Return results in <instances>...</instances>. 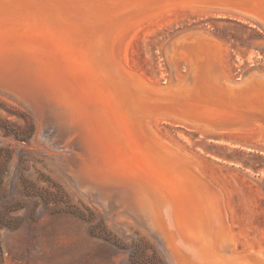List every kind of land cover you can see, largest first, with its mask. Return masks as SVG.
I'll return each instance as SVG.
<instances>
[{
    "label": "bare ground",
    "instance_id": "1",
    "mask_svg": "<svg viewBox=\"0 0 264 264\" xmlns=\"http://www.w3.org/2000/svg\"><path fill=\"white\" fill-rule=\"evenodd\" d=\"M96 1L102 2L101 8L104 9L105 14H113L120 9H129L135 4L153 0ZM89 2V0L84 1L85 4ZM157 3L149 13L132 11L127 14L124 22L120 26H116L112 36L104 43L95 38L86 44L85 47L88 49L84 58L90 59L93 64L92 68L95 69L96 75L100 79L96 85L93 81H87V83L82 80L77 81L75 89L68 90L66 87L62 89L59 84L61 88L58 87L55 82L51 83L46 75L50 76V73L44 71L45 67H53L50 63L51 60H45L47 58L45 52L54 54L53 50L58 45L56 42L59 38L32 34L23 32V30L19 32L21 21L18 18H10L14 16L5 15L0 11V91L21 102L34 116L37 112L34 110L35 105L28 104L29 98L33 97V100L41 101L53 110L55 109L56 117L65 128L66 143L64 146L66 148L69 146L70 149V151L67 150L70 154H65L71 155V157L68 156L69 165L76 163L78 166L77 170L71 168L67 170L79 183L92 184L98 189L100 187L101 191L105 193L116 192L118 203H122L121 207L125 208L124 211L126 210L129 217L136 218L137 215H140L145 220L147 224L142 225L152 232L169 264H174L175 254L196 264H242L241 262L264 264V247L254 240H250L246 244L239 242L237 234L232 230L230 209L227 206L225 194L212 181L210 174L206 173L207 166L204 168L198 160V167L193 163L191 165L182 164V154L192 160L195 157L160 135L156 131L157 129H154L153 119L158 116L167 117L186 123L199 131L204 130L193 126L180 114L158 111V106H160L158 104L162 100V96L154 95L151 98V95H147L148 93L139 94L136 91L137 85L142 81L147 82V80L137 72L125 67L120 60V46L132 29L176 9L229 15L246 21L264 32V0H159ZM86 7L90 13L96 11L93 6ZM96 14L103 16L98 12L90 16ZM197 31L202 32L204 37L187 38L177 45L176 38L178 36H176L170 38L164 46L163 56L168 76L173 77V85L177 86V91L182 86L188 85L183 83L190 73L192 79L194 74L205 81L208 80V75L211 78H217V80H232L221 67L223 61L219 41L207 32ZM255 42L253 43L255 44ZM256 45L261 46L262 42L259 41ZM60 55L72 62L78 61L70 50H62ZM11 66L19 67L20 70L19 68L18 70L24 72L20 73L28 77L26 81L22 80L23 84L26 83L24 86L28 87V90H25L23 94H17L12 89L10 82L18 80L14 79L18 75L13 76V70L11 75L14 80L9 82L10 79L7 78L6 69ZM251 69L246 71L250 74L264 76L262 72ZM258 84L242 100L237 98V94L231 96L233 105L237 107L236 110L264 113V87L260 82ZM19 85L16 84L15 87H19ZM78 86L81 87V90L78 89ZM37 88L45 89L54 99L47 102L43 98L44 101L37 98L40 96L33 92ZM39 92L42 93V91ZM177 94L176 92H165L162 95L168 98L172 95L174 99L175 96L180 97ZM184 96L186 95L184 94ZM149 99H153L155 103L146 105ZM222 100V97L219 96L217 99L208 98L199 102L193 101L198 102V105H195L196 108L210 109L214 112L218 111L220 114L226 113V109L229 107L235 109L233 105H228ZM149 110H157V112ZM146 111L149 113L145 119L140 113ZM233 118L240 120L242 117L234 115ZM36 119L40 121L38 116ZM123 165L128 168L131 166L137 172L138 182L142 185L140 189L145 197L143 204L153 209L155 223L165 231L164 237L174 242L170 241L174 248L172 253L168 251L164 239L154 233L150 217L143 213L142 209L137 208L132 196L120 184L122 181L119 180L115 171L124 172L126 168ZM160 178H162V182ZM204 181L215 185L213 190L206 187L211 192L210 195L202 194ZM122 208H119V211ZM196 216L204 218L200 226H194L191 223V220ZM140 220L136 221L143 223ZM245 245H247L246 248H244ZM239 246H241L240 250Z\"/></svg>",
    "mask_w": 264,
    "mask_h": 264
},
{
    "label": "rangeland",
    "instance_id": "2",
    "mask_svg": "<svg viewBox=\"0 0 264 264\" xmlns=\"http://www.w3.org/2000/svg\"><path fill=\"white\" fill-rule=\"evenodd\" d=\"M189 30L207 32L219 41L221 67L228 77L239 78L251 68L264 73L261 29L229 15L183 9L132 29L120 46V60L145 80L160 84L168 76L166 42ZM259 41L261 46L256 45ZM11 67L6 69L7 78L18 79L10 83L23 94L28 87L22 80L28 77L19 67ZM39 88L33 91L37 98L54 99ZM33 99L27 102L35 105L40 121L0 91V264H169L145 220L129 217L116 192L105 193L74 179L67 169L78 166H66L71 155H66L70 149L64 146L65 128L55 109ZM153 121L160 135L209 168L212 181L225 194L239 242L254 240L264 247V147L256 141V129L206 132L167 117Z\"/></svg>",
    "mask_w": 264,
    "mask_h": 264
},
{
    "label": "water",
    "instance_id": "3",
    "mask_svg": "<svg viewBox=\"0 0 264 264\" xmlns=\"http://www.w3.org/2000/svg\"><path fill=\"white\" fill-rule=\"evenodd\" d=\"M84 1L86 0H0V11L5 15L14 16L10 18H18V20L21 21V29L19 32L23 30V32L26 31L31 32L32 34L45 35L50 36L51 38L60 39V41L57 39L58 41L56 43L58 45H56L55 50H53L54 54L45 52L47 55L45 60H51L50 63L53 67H45L46 70L44 69V71L50 73V76L48 74L46 75L49 77L51 83H57V86H61L62 89L63 87H66L67 90L72 88L75 89L76 82H79L80 80L85 83H87V81H93L94 85H96L100 78L97 77L95 69L92 68L93 64L90 62V59L84 58V54L88 49V47H85L86 44H89V42L95 38L104 43L110 36H112L113 30L116 26H120V24L124 22L127 14H130L132 11L138 13L143 11V14L149 13L153 10L152 7L158 4L157 1L159 0L141 2L133 5L129 9H120L115 13L113 12V14H105L103 12L104 9L101 8V1L97 2L96 0H89L90 2L88 4H85ZM86 6L95 7V12H98L103 16L98 14L90 16L95 12H88ZM178 34L173 36H178L176 38L177 45L187 38L197 39L199 37H204V34L197 30L183 31ZM66 49L75 54L78 59L77 62H72L60 57L61 51ZM192 77L193 79L191 78V73L187 75L183 84L188 85L186 87L182 86L179 91L176 89L177 86L173 85L172 76H167L165 81L160 84L142 81V83H139L137 88H135L139 94L148 93L147 95H151V98L154 95L162 96V100L159 101V104L157 103L160 106L156 105L158 106V111L180 114L185 117L190 124L206 132H228V130L244 131L256 129V141L260 147H264V113L240 112L236 110L237 107L233 105L231 97L233 94H237V98L242 100L248 95L249 91L259 85V82L264 87L263 75L250 74L248 71H245L239 78H232L231 81L217 80V78H211L209 75L207 78L208 80L206 81L203 78L196 77L194 74ZM80 88L81 87L78 86L79 90H81ZM165 92H176L180 97L175 96L173 99L172 95H170L168 98L165 96L166 94L162 95ZM184 94L186 96H184ZM219 96L222 97V101L228 105H233L235 109L229 107L226 109V113L220 114L218 111L214 112L210 109L203 110L195 107V105H198V102L202 99H217ZM150 99L147 101L146 105L155 103L153 99ZM193 100H197L198 102H194ZM149 111H146L145 113L141 112L140 114H143L141 115L142 118L146 119ZM150 112H157V110ZM234 115H240L242 118L240 120H235L233 118ZM259 127L260 129H258ZM181 157V163L184 165H191V163H193L198 167V160L202 163L201 165H203L204 168L206 167L204 162L197 157H195L194 160L187 158L188 156L185 154H182ZM123 167L126 168L124 172L115 171L119 180L122 181L120 184L126 188V191L132 196L134 202L138 206L137 208L140 210L142 209V212L150 217L154 233L164 239L168 251L172 253L174 248L170 241H173L166 239L164 237L165 231L162 230L161 226L155 223L153 209L143 204L145 197L140 189L142 185L138 182L137 172L131 166L128 168L123 165ZM206 170L208 171L207 174H210L208 168ZM160 179L162 182V178ZM204 184L206 186H203L202 194L210 195L211 192L206 187L213 190L215 185L208 183V181H204ZM203 221L204 218L202 216H196L191 220V223L194 226H200ZM169 225L168 228H170ZM240 249L241 246H239V250ZM244 253L246 254V252ZM175 255L174 264H196L178 257L177 254ZM241 263L252 264L247 262Z\"/></svg>",
    "mask_w": 264,
    "mask_h": 264
}]
</instances>
